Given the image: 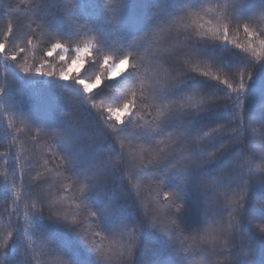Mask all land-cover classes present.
Segmentation results:
<instances>
[{"label": "trees", "instance_id": "obj_1", "mask_svg": "<svg viewBox=\"0 0 264 264\" xmlns=\"http://www.w3.org/2000/svg\"><path fill=\"white\" fill-rule=\"evenodd\" d=\"M227 3L0 0V42L5 43L0 52V244L8 231L15 239L0 249V264L18 259L106 264L104 257L121 259L133 229L138 247L132 264H264V53L248 55L247 64L237 55L234 44L247 40L242 30L232 31L234 22L224 15L232 9L222 7ZM260 3L239 0V11L255 16L253 27L264 29ZM193 12L199 16L189 15ZM223 25L230 29V43L200 38V32ZM9 27L14 35L5 41ZM187 36L205 56L190 53ZM57 41L62 49L49 56ZM86 44L92 48L85 68L62 79L58 68L74 58L75 47ZM254 47L259 50V41ZM157 50L164 53L162 60L154 58ZM128 53L130 65L137 66L135 78L109 77L104 57ZM12 55L15 62L8 58ZM36 68L53 73H35ZM245 68L253 79L245 77L249 87L234 104L236 94L230 99L226 85L213 76L231 80ZM203 71L212 76L200 75ZM97 76L101 83L87 94L75 83ZM157 80L182 89L172 99L207 110L195 115V109L181 111L177 104L169 117L168 101L154 90ZM129 99L139 111L124 114L123 124L108 118V109ZM238 113L243 127L233 132ZM117 136L126 145L123 161ZM97 173L102 180L93 184L88 178ZM241 185H246L244 207L233 213L229 244L213 251L193 243V235L227 227L232 213L227 201ZM165 192L175 195L165 199ZM37 196L44 207L37 203L33 211Z\"/></svg>", "mask_w": 264, "mask_h": 264}, {"label": "snow or ice", "instance_id": "obj_2", "mask_svg": "<svg viewBox=\"0 0 264 264\" xmlns=\"http://www.w3.org/2000/svg\"><path fill=\"white\" fill-rule=\"evenodd\" d=\"M223 8L227 9L228 7H231L232 13H224L225 17L230 21L234 22V28L232 29L233 32H240L241 30L244 33L245 39L247 40L246 44H241L239 42H236L234 44V47L239 50V53L237 55L243 54L242 58L247 63H250L251 61L247 59L248 55L250 56H259L260 53H264V29H257L253 27V22L255 20V16H244L239 11V0H229V3L222 6ZM260 8L262 11H264V0H261ZM191 16H199V13L193 12L190 13ZM201 28H203V25H200ZM210 33V35H209ZM13 30L11 27L8 28L7 33L5 34L4 40L8 41L10 36H13ZM199 36L201 39L205 40H214V41H221L223 43H230V29L228 25H223L222 27L218 26L214 31L212 29H209L208 32H200ZM259 41L260 48L259 50L254 47V42ZM29 44L32 42L31 39L27 41ZM186 44H190V53L195 56H205L204 51L201 47H199V44L193 39L192 36L185 37ZM62 44L57 41L51 45V49L48 52V55L51 56L54 52H56L57 49H62ZM5 49V43L0 42V52H3ZM22 52L23 49H20ZM77 52H83V53H89V48L87 46L84 47V49H77ZM153 56L156 60H162L164 53L160 50L154 51ZM130 57H132V53L121 55L117 59H113L112 56L106 55L104 57V64L107 67L108 75L109 77L116 79L119 78L123 74H127L129 78H135V74L137 72V66L135 64L130 65ZM12 61L17 60L16 55H12L8 57ZM63 58V57H62ZM82 57L78 55L73 63H79ZM109 61H112L111 64H109ZM129 67L131 68V71H129ZM21 71H23L25 74L30 73V69L28 67H22ZM71 71V69H69ZM35 73L51 76V72H42L40 68L35 69ZM200 75L208 77L212 76V73L209 71H203L200 73ZM245 77H247L249 80L253 79V76L251 73L247 72V69L245 68L242 71H238V73L233 76L231 80L228 78L221 79L219 76H213V79L217 80L220 84L226 85L227 89L229 90V93H226V95H229V98L231 99L230 93H235L236 97L234 100V104H239V95L243 93L246 89L245 84ZM61 78L64 80H67L68 74L62 73ZM75 83L79 84L83 88V92L85 94L90 93L95 87H97L101 83L100 77H97L96 81L94 83L86 82L83 79H78L75 81ZM155 92L160 95L164 100H167L168 103L165 104V109L167 110L169 117H171L172 113L176 110L175 106L179 104V108L181 111L185 107H191L192 109H195V115H198L200 112L206 111L207 109L204 108L200 103H193L191 105H185L182 100L179 98L172 99L176 96L177 91H182V89L179 88L177 85L169 84L167 81H160L157 80L155 83ZM4 92V89H0V93ZM195 94V93H193ZM91 98V97H87ZM95 107V105H93ZM264 107V103L261 105ZM136 109L139 111V108H137L135 99H129L124 102L122 107L116 108V109H108L109 113V119H114L117 123L123 124L124 120L122 118V114H129L132 112V109ZM159 117L163 118L165 117V112H160ZM236 125L232 129L233 132H239L243 127V115L241 113H238L235 116ZM114 132L122 131V129H116L113 127ZM213 132L216 131V129L212 130ZM209 133H205V136H208ZM117 141L120 145L119 150V157L120 160L123 161L125 158V152H126V145L122 139H120L119 136H117ZM127 156L131 159L133 156V153L129 150L127 151ZM17 159H19L17 157ZM149 163H152L150 160ZM261 171L264 172V166L261 167ZM12 178L13 181L17 179V173L15 171L12 172ZM89 181L93 184H99L102 180V176L97 173L93 176H90ZM245 187L246 185H241L239 188L238 195L234 194L233 198L229 199L227 201L228 205L232 207V213H230V222L227 225V227L221 226L219 229H213L211 231H205L203 234L200 235H193L191 236V240L193 243H199V245L206 246L208 248H211L213 251H216L217 249H223L225 245L229 244L230 239L233 237V231H234V225L231 223V221L236 220V215H233V213L239 214V210L243 209L244 207V201H245ZM13 189H15V185H13ZM172 195H175L174 193L165 192L164 197L165 199L171 197ZM19 199V196L13 191V202ZM29 199H32V197H29ZM36 203H32L30 205L31 210L38 211L37 209V203L41 205L40 210L43 209L44 203L40 200L39 196L35 197ZM182 206H177V211L179 212L181 210ZM90 216L96 217L97 213L95 211H91L89 213ZM147 215V214H146ZM153 223L155 224L156 221L153 219ZM175 223V221H173ZM164 231V229H161ZM260 231L262 234H264V228H260ZM86 239V238H85ZM9 241H15L14 239V232L8 231L7 236L2 244H0V249H5L9 245ZM138 247V239L137 234L135 232V229H133L132 233H130L127 236V242H126V249L125 251H122L120 253L121 259L115 260L111 257H104L106 264H132L131 258L134 256L135 251ZM99 252V250H97ZM35 259V257L33 258ZM15 264H29L27 260L18 259L15 261ZM55 264H67V261L63 260H57L55 261Z\"/></svg>", "mask_w": 264, "mask_h": 264}, {"label": "rangeland", "instance_id": "obj_3", "mask_svg": "<svg viewBox=\"0 0 264 264\" xmlns=\"http://www.w3.org/2000/svg\"><path fill=\"white\" fill-rule=\"evenodd\" d=\"M85 46H87L89 48V53H83V52L78 53L77 52V49L78 48L82 50V49H84ZM91 48H92V45L91 44H86V45H83V46H77V47H75V56H74V58L64 68H58L59 70H61L60 71L61 74L62 73H67L68 74V77H69L68 79H70L71 78V75H73V74H75V73L80 72L81 70H83L85 68V66H86V58L90 54ZM78 55H80L82 57V59L80 60L79 63H75L74 64L73 61L75 60V58ZM61 57H63V55ZM111 63H112V61H109V64H111ZM58 69L56 68L54 71H56ZM69 69H71V71H69ZM52 73H53V71H52ZM59 76H61V75H59ZM97 77H100V76H97ZM96 79L94 81L89 82V83H94L96 81ZM86 82H88V81H86ZM123 115L124 114H122V117H123Z\"/></svg>", "mask_w": 264, "mask_h": 264}]
</instances>
